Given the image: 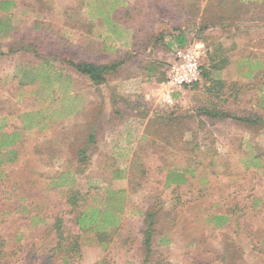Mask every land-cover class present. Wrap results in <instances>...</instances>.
Instances as JSON below:
<instances>
[{"label":"rangeland","instance_id":"1","mask_svg":"<svg viewBox=\"0 0 264 264\" xmlns=\"http://www.w3.org/2000/svg\"><path fill=\"white\" fill-rule=\"evenodd\" d=\"M13 1V29L0 32L4 264H264V120L247 126L228 119L211 124L187 118L184 112L192 107L193 93L179 88L187 104L153 101L149 122L114 117L109 125H100L95 144L90 143L95 100L88 96L82 103L85 80L61 58L113 61L110 32L104 27L100 42L96 29L81 25L87 22L93 28L92 11L100 6L110 17L121 0H96L95 6V0ZM154 5L172 23L193 15L208 21L224 12L237 15L252 9L242 0H137L132 18L143 17L144 9ZM27 10L41 21L29 17ZM116 13L128 17L123 10ZM29 21L41 29H33ZM191 41L195 43L194 37ZM102 44L101 56L96 47ZM172 53L161 66V80H166ZM204 59L205 53L200 54L201 66ZM253 83L240 105L264 119V77ZM171 112L182 114L178 122L165 120ZM81 148H86L88 161L78 167ZM64 172L74 173L67 178L75 179L72 187L85 195L87 207L108 208L115 217L111 226L106 224L101 242L94 231L78 229L65 203L69 186H56ZM180 176L183 181L177 183ZM115 191L120 192L107 207L105 197ZM148 211L156 216L147 257L141 236ZM56 218L62 220L63 236H77L76 255L65 247L53 250Z\"/></svg>","mask_w":264,"mask_h":264},{"label":"crops","instance_id":"2","mask_svg":"<svg viewBox=\"0 0 264 264\" xmlns=\"http://www.w3.org/2000/svg\"><path fill=\"white\" fill-rule=\"evenodd\" d=\"M125 1H119V7H115V10L114 6L112 7L113 13H111L110 17H108V12H106L107 17H105L103 10H100L101 7L98 6V10L92 11L93 18H89V20L94 22L93 28L86 27L88 18H85L86 23H82L85 24L86 28L81 25V29H96L95 40L100 42L103 40L102 30L105 27L104 29L109 31L113 37L111 40L112 47L108 46L113 54L112 56L117 59L116 55L127 54L124 61L110 74L108 80L100 85H93L87 76L80 75V78L85 80L86 88L89 87L90 89H81L82 103H84L85 97L88 96L95 100L96 114L95 119L93 118L95 125L92 124L90 126L89 133L94 132V144L98 138L97 129L100 128L101 124L103 126L109 125L114 117L122 116L124 117L123 121L126 122L131 119L139 120L140 118L146 119L145 122H149L150 116H147V114L153 101L163 100L168 104L174 103L179 107L188 102V100H182L184 97L180 95L182 90L179 88L168 89L169 86L166 84V80L159 78V71H163L161 69L163 62L166 61L172 50L174 51L177 48L176 37L183 35L186 42L191 41V38L194 37L195 34L192 29L194 15L188 19L182 17L183 19L181 18L178 23H172L171 20L166 19L162 8L154 5L150 10L148 8L144 9V16L135 20L132 18L131 12L133 9L132 5L137 0ZM253 1L255 0H242V2L246 3ZM95 3L96 0L93 2L94 6L96 5ZM14 5L13 0L0 1V32H2V29H13L12 27L15 23L12 17ZM15 8L17 12L16 5ZM117 10H123L124 13L125 11L127 12L128 17L126 16V20L124 14L121 16L116 13ZM32 14L27 10V15L37 19L39 23L41 19L38 20ZM223 15L226 17L237 16L229 15L225 12ZM195 16L196 27L198 28L199 24L202 23L203 29H208V38L206 40L211 37L213 41H208L207 44L206 40L204 42L194 38L201 54L205 53L202 65L206 67L209 73L201 79L197 86L198 89L193 92L194 95L192 97L194 96L196 99L193 100V105L192 99H190L189 104L195 109V101L197 99L205 98L206 96L210 97L205 90L206 85L208 86L213 81L221 80L225 84L224 98H227V105L246 110V107H241L242 105H240L241 99L245 96L249 86H255L253 82H262L264 77V49L262 47V42H264V23L257 19L255 20L252 12L244 13L243 11L238 14L239 18L237 20L230 21L232 24H225L223 27L203 21L199 18L200 14ZM22 19L24 20H22L23 23L26 24L27 18L22 16ZM38 23H33L32 26H35L33 29H41L42 25H38ZM30 26L28 29H30ZM69 29L72 28L69 27ZM137 29H151L150 32L154 37L144 45L133 47L134 35L137 34ZM117 35L121 36L118 37ZM123 37L125 39L122 42L119 41ZM159 37L162 38L156 41V38ZM167 45L169 49H167ZM96 49L98 52L100 51L102 56L103 44L102 46L98 45ZM91 87L94 90L91 91ZM174 91L178 93H173ZM86 101L88 102L89 100H85V103H87ZM128 132H130L129 128ZM130 136V133L125 135L126 139H129ZM106 137L113 138L112 134H108Z\"/></svg>","mask_w":264,"mask_h":264},{"label":"trees","instance_id":"3","mask_svg":"<svg viewBox=\"0 0 264 264\" xmlns=\"http://www.w3.org/2000/svg\"><path fill=\"white\" fill-rule=\"evenodd\" d=\"M250 5L252 9L249 12L253 13V18L255 20L257 19L258 21L264 23V0H255L253 2H250ZM242 7L243 5H241V9ZM125 14H127L126 11ZM238 18H239L238 14L237 16L234 17L231 16L226 17L225 15L220 14L219 16L216 15V17L210 18L207 22H209L210 24L220 25L221 27H223V25L225 24L230 25L231 23L230 21L237 20ZM195 20L196 17L194 16V24L192 25L193 27L192 29L194 30L193 32L195 34L194 38L197 40H203L205 42V40L208 38L207 37L208 29L206 28L203 29L202 23H200L199 27L197 28ZM150 30L151 29H137V34L134 35L133 47H138L149 42L150 39L154 37V35L151 34ZM263 34H264V29H263ZM161 38L162 37L156 38V41ZM191 42L192 41L186 42L183 35H179L178 37L175 38V43L177 47H183L185 45L191 44ZM206 43L208 44L207 40ZM167 49H169L168 45H167ZM120 56L121 57L118 56V58L116 57L117 59L108 62H97L87 59H78L73 56L63 57L61 58V60L67 62V64L70 67H72L77 73L87 76L93 85H100L108 80L110 74L114 72V70L124 61L127 54L124 55L121 54ZM208 73L209 71H207L206 67L202 65L201 66L202 78L206 77ZM199 83H196L191 87L186 88L189 94L190 93L192 94L198 88L197 86L199 85ZM224 86L225 84L221 80H216L211 82L208 86L206 85L205 90L209 93L208 95H210V97L206 96L204 99L203 98L197 99V101L201 99L202 100L199 102L195 101L196 103L195 109L191 107L190 110H188V112L187 111L184 112L185 113L184 116H188L187 118H191L193 116L198 117L201 118L205 123L209 122L211 124H213L217 120H223V119L244 123L247 126L248 124L254 126L257 125L258 123L261 124L263 122L264 119L262 116L258 117V115H256L255 117H253L252 115L248 114L246 110H241L237 107H234L233 105H227V98L226 97L224 98L225 95ZM191 99L193 105V100L196 99L194 98V96L193 97L191 96ZM169 114L167 115L169 117L165 119L169 124L178 122L180 116L182 115V114L181 115L176 114L175 112H171ZM202 120L200 121L201 125H203ZM93 133L89 134L90 136H88L90 143H94ZM87 161H88V157L86 155V148L78 149V153H77L78 167L84 166L87 163ZM68 174L72 175L74 173L64 172L63 174H60L58 176L60 181L56 183V186H65V187L69 186L65 191V203L69 207L70 212L74 214V220L76 225L78 226V229L81 231L84 230L94 231L95 238L101 242L107 234L106 232L107 230L105 229L106 224L111 226L113 224L112 222L114 221L115 217L113 216V214L109 212L108 208H103L99 211V209L97 208L87 207L88 204L86 202L85 195L82 194V192L79 189L76 188L73 189L72 186L75 183V179L72 178L71 180H68L67 178ZM168 181H170V175L167 176V182ZM175 181L177 183L183 181L182 176H180L179 178L177 177ZM119 192L120 191H115L114 194L110 193L106 195L105 201L109 203L107 207L113 203L115 198L114 195ZM101 199H103V197H101ZM98 215L102 216V218L99 220V223H97ZM155 216H156L155 211H148L144 217L145 229L142 232L141 242L145 247L147 257L152 251L153 235L155 233V229L153 228L155 224ZM34 218L36 217L34 216ZM220 218L222 219L223 217ZM53 228L55 229L56 232L55 235L57 239V242L55 243V247L53 250L56 251L59 250L61 247H65L66 250L71 252L73 256L76 255L79 251L78 250L79 245L77 244V236H73V237L63 236L62 220L60 218L55 219ZM68 241H70V243H66ZM64 242L66 243V245H63ZM4 244H5V239L0 237V264H4L5 261L4 259L6 258L5 257L6 254L4 252Z\"/></svg>","mask_w":264,"mask_h":264},{"label":"built area","instance_id":"4","mask_svg":"<svg viewBox=\"0 0 264 264\" xmlns=\"http://www.w3.org/2000/svg\"><path fill=\"white\" fill-rule=\"evenodd\" d=\"M200 48L196 43L177 47L166 65V84L170 89L188 88L202 79Z\"/></svg>","mask_w":264,"mask_h":264}]
</instances>
